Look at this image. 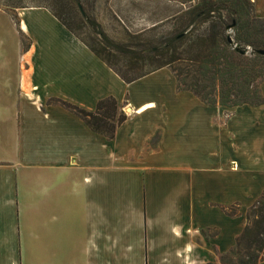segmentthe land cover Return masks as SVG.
I'll return each instance as SVG.
<instances>
[{
	"label": "crops",
	"instance_id": "crops-1",
	"mask_svg": "<svg viewBox=\"0 0 264 264\" xmlns=\"http://www.w3.org/2000/svg\"><path fill=\"white\" fill-rule=\"evenodd\" d=\"M0 13V264H220L264 190V105L206 106L167 69L126 84L48 10ZM108 97L110 141L48 103Z\"/></svg>",
	"mask_w": 264,
	"mask_h": 264
},
{
	"label": "trees",
	"instance_id": "trees-1",
	"mask_svg": "<svg viewBox=\"0 0 264 264\" xmlns=\"http://www.w3.org/2000/svg\"><path fill=\"white\" fill-rule=\"evenodd\" d=\"M2 2L0 11L8 13L17 25L14 12L26 7L13 0ZM51 3V6L34 8L48 10L126 84L167 69L176 81L177 90L192 94L206 106L231 109L264 105L259 91L264 82V56L256 54L264 51V19L256 18L250 0H202L181 32L160 31L156 24L162 20H158L151 28L140 32L124 30L122 42L109 40L101 29L96 32L100 25L95 11L99 10L100 0H52ZM21 43L25 50L27 42L23 36ZM48 103L62 107L108 141L126 120L122 113L118 114L112 97L98 101L93 112L57 99ZM221 211L230 218L238 215L236 206L222 207ZM202 235L208 238L203 232ZM263 248L264 190L248 209L246 226L234 248L222 255L219 263L258 264L262 261Z\"/></svg>",
	"mask_w": 264,
	"mask_h": 264
},
{
	"label": "rangeland",
	"instance_id": "rangeland-1",
	"mask_svg": "<svg viewBox=\"0 0 264 264\" xmlns=\"http://www.w3.org/2000/svg\"><path fill=\"white\" fill-rule=\"evenodd\" d=\"M2 1L5 0H0V4H3ZM51 1L13 0L14 3H20L26 8L51 6ZM201 2L202 0H100L99 10L95 11L97 23L100 25L96 32L101 29L100 31L109 40L122 42L124 30L131 33L140 32L151 28L152 24L158 20H162L156 24L160 27V31L181 32L182 26L195 15ZM7 21V15L0 13V23L8 27ZM99 40L102 41L97 38V41ZM3 41H5V48L11 46V43L8 44L10 42L8 39Z\"/></svg>",
	"mask_w": 264,
	"mask_h": 264
},
{
	"label": "water",
	"instance_id": "water-1",
	"mask_svg": "<svg viewBox=\"0 0 264 264\" xmlns=\"http://www.w3.org/2000/svg\"><path fill=\"white\" fill-rule=\"evenodd\" d=\"M76 5L78 7V10H79L80 14L82 15V11H81V8H80V5L78 4V2L76 3ZM230 28L231 27H229L228 30H230ZM229 42L231 43V39H229ZM256 54L261 55V56H264V51H258V52H256Z\"/></svg>",
	"mask_w": 264,
	"mask_h": 264
},
{
	"label": "built area",
	"instance_id": "built-area-1",
	"mask_svg": "<svg viewBox=\"0 0 264 264\" xmlns=\"http://www.w3.org/2000/svg\"><path fill=\"white\" fill-rule=\"evenodd\" d=\"M260 259H261L262 261H264V248L262 249V252H261V254H260Z\"/></svg>",
	"mask_w": 264,
	"mask_h": 264
}]
</instances>
